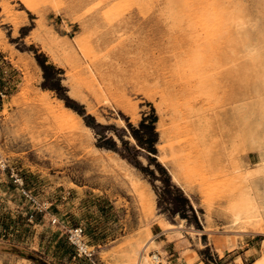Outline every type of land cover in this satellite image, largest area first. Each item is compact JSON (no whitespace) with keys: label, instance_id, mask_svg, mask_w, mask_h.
<instances>
[{"label":"rangeland","instance_id":"1","mask_svg":"<svg viewBox=\"0 0 264 264\" xmlns=\"http://www.w3.org/2000/svg\"><path fill=\"white\" fill-rule=\"evenodd\" d=\"M207 1L0 0V264H135L136 245L157 239L162 217L185 225L207 264H250L260 255L264 235H241L224 207L238 182L235 165L246 170L262 151L264 0ZM213 11L228 17L221 37L208 36L199 18ZM39 54L60 70V82L46 81ZM60 100L85 112L84 120L59 116ZM154 113L157 154L131 128ZM215 131L237 135L225 151L233 155L218 162L222 171L212 165L223 153ZM101 133L117 150L99 145L106 144ZM158 162L191 199L199 227L191 210L192 222L172 216L166 200L174 194L160 199L166 174ZM262 174L251 186L264 199ZM142 191L155 200L153 210ZM80 227L92 259L70 239ZM246 249L253 254L234 262Z\"/></svg>","mask_w":264,"mask_h":264},{"label":"bare ground","instance_id":"2","mask_svg":"<svg viewBox=\"0 0 264 264\" xmlns=\"http://www.w3.org/2000/svg\"><path fill=\"white\" fill-rule=\"evenodd\" d=\"M203 1V0H202ZM212 1V0H211ZM216 1V0H215ZM217 1H219V0H217ZM216 1V2H217ZM221 1H223V0H221ZM220 1V2H221ZM186 2H187V0H186ZM209 2V3H208ZM214 1H212V2H210L209 0L207 1V3L208 4H210L211 5V3H213ZM187 3H189V1L187 2ZM205 4H206V2H204ZM215 3V2H214ZM177 4V3H176ZM201 4H203V3H201ZM208 4H206V5H208ZM215 4H218V3H215ZM222 4V3H221ZM224 5V4H223ZM220 6V5H219ZM204 7V6H203ZM203 7H200V8H202L203 9ZM218 7V6H217ZM216 7V8H217ZM206 8V7H205ZM214 9V5H213V9L214 10H216V12H218L219 13V11H218V8L217 9ZM221 8V7H220ZM219 8V9H220ZM223 8H225V7H223L222 6V9ZM212 9V8H211ZM210 9V10H211ZM201 10V9H200ZM221 10V9H220ZM225 11H228V9L226 10V9H224ZM203 11V10H202ZM205 11H207V10H205ZM200 12V11H199ZM212 12V11H211ZM216 12L215 11H213V15H212V18L209 16V17H206V18H204V15H202L201 13V15H199V18H200V16H201V24L203 25V28L205 27V29H209V34H208V36H210V37H217V35L219 34V36L221 37L222 35H221V33L223 34V31H224V26H226V21H228L227 19H228V17H226V16H222V17H220L219 16V14L218 15H216ZM222 11H220V13H221ZM215 13V14H214ZM224 13V11L222 12V14ZM198 16V15H197ZM217 16H219L220 18H218ZM190 17H192V14L190 15ZM195 17H193V19H194ZM197 20L199 21V19L197 18ZM198 23V22H197ZM205 25V26H204ZM215 27V28H214ZM225 30H226V28H225ZM225 33V32H224ZM229 33V32H228ZM231 33V32H230ZM233 34V33H232ZM225 35V34H224ZM230 36V35H229ZM235 36V35H234ZM233 35L231 36L232 38H230V41H231V39H232V41H234V42H236L237 40L235 39V37H234ZM225 37V36H224ZM227 37H228V34H227ZM229 38V37H228ZM223 40H224V38H222ZM227 39V38H226ZM210 38H209V43H210ZM213 41H211L213 44V46H214V44L216 43H214V39H212ZM217 41V40H216ZM225 41H227V40H225ZM229 41V40H228ZM221 42V41H220ZM219 40H218V44L216 43V46L217 45H219ZM233 42V43H234ZM238 42V41H237ZM66 43H67V41H66ZM222 43H224V42H221V44ZM227 43V42H226ZM233 43L231 44V45H233ZM69 44V43H68ZM202 44V43H201ZM211 44V43H210ZM220 44V45H221ZM227 45H228V43H227ZM230 45V44H229ZM208 46L209 45H207V49H209L208 48ZM211 46V45H210ZM213 46H212V48H213ZM215 46V47H216ZM70 47H72L73 48V46H70ZM69 46H68V48H70ZM204 47V46H203ZM222 47V46H221ZM230 47H232V46H230ZM229 47V48H230ZM67 48V49H68ZM77 48V47H76ZM220 48V47H219ZM234 48V47H233ZM214 49V48H213ZM216 49H217V47H216ZM222 49V48H221ZM256 49V48H255ZM77 50V49H76ZM75 50V51H76ZM231 50V49H230ZM69 51H71V49L69 50ZM208 51H211V48L208 50ZM215 51H218V50H215ZM220 51V50H219ZM232 51V50H231ZM254 51V50H253ZM80 52V51H79ZM201 52V51H200ZM213 52V51H212ZM233 52H234V50H233ZM248 52V51H247ZM256 52H258L257 50H256ZM255 52V53H256ZM71 53V52H70ZM74 53H76V54H78V51H76V52H74ZM217 53V52H216ZM251 53V52H250ZM206 54H208V55H211V54H213V53H211V54H209V53H207L206 52ZM232 54V53H231ZM72 55V53L69 55V57H72L71 56ZM79 55V54H78ZM198 55H199V52H198ZM249 54H247V56H248ZM257 54H255V56H256ZM79 56H81V55H79ZM206 56V55H205ZM214 56V55H213ZM213 56L211 55V57H212V60H210L211 62L213 61V60H215L214 58H213ZM217 56V55H216ZM74 57V56H73ZM73 57L72 58H70V59H73ZM210 57V56H209ZM250 57V56H249ZM254 57V56H253ZM252 57V55H251V58H253ZM83 58V57H82ZM200 58V57H199ZM255 58V57H254ZM75 59H77V58H75ZM205 59H207V58H205ZM210 59V58H209ZM209 59H208V61H209ZM79 60V59H78ZM77 60V61H78ZM201 60V59H200ZM252 60V59H251ZM77 61H75V62H77ZM83 61V60H82ZM82 61H80V62H82ZM85 61V60H84ZM195 61H197V60H195ZM207 61V60H206ZM74 62V61H73ZM73 62H71V63H73ZM199 62V61H198ZM203 62V61H202ZM204 63V62H203ZM213 63H215L214 61L212 62V64ZM75 63H73L72 65H74ZM83 64V63H82ZM211 64V63H210ZM211 64V65H212ZM78 65V64H77ZM80 65V64H79ZM251 65V64H250ZM86 66V65H85ZM213 66H214V64H213ZM243 66V65H242ZM247 66H248V64H247ZM80 67V66H79ZM79 67L76 69V70H79V72H80V69H82L81 67H80V69H79ZM87 67V66H86ZM199 68H200V65L198 66ZM249 67V66H248ZM74 68H75V66H74ZM88 68V67H87ZM242 68V70L244 69L243 67H241ZM252 67L250 66V69H251ZM253 68H255V67H253ZM264 68V67H263ZM263 68H261V70H264ZM90 69V68H89ZM92 69V68H91ZM201 69V68H200ZM250 69H248V71H249V73L248 72H245V74H253V72H251V70ZM247 70V69H246ZM258 70V69H257ZM85 70H83L82 72H84ZM93 71V70H92ZM244 71V70H243ZM86 72V71H85ZM81 73V72H80ZM93 73V72H92ZM96 73V72H95ZM95 73H94V75H95ZM255 73H256V71H255ZM87 74V76H88V73H86ZM86 74H84V75H86ZM91 74V73H90ZM251 74V75H252ZM244 75V74H243ZM248 75V76H249ZM263 75H264V73H263ZM86 76V77H87ZM246 76V75H245ZM244 76V77H245ZM247 76V77H248ZM255 76H257V74H255ZM260 76V73H259V75H258V77ZM83 77V75L81 76V78ZM94 77H96V76H94ZM93 77V78H94ZM84 78V77H83ZM83 78L81 79V81L83 82ZM88 78V77H87ZM246 78V77H245ZM260 79H261V77H259ZM263 78H264V76H263ZM79 79H80V76H79ZM89 79H90V77H89ZM88 79V80H89ZM92 79V78H91ZM249 79V78H248ZM251 79H252V77H251ZM254 79V78H253ZM86 79L84 78V81H85ZM254 80H256V79H254ZM80 81V80H79ZM95 81V80H94ZM253 81V80H252ZM259 81V80H258ZM86 82V81H85ZM261 82V81H260ZM262 83L264 84V79H262ZM27 84V83H26ZM83 84V83H82ZM86 84V83H85ZM87 84H88V81H87ZM86 84V85H87ZM262 84V85H263ZM261 85V84H260ZM263 87H264V85H263ZM97 88V87H96ZM261 88H262V86H261ZM262 91L264 90V88L263 89H261ZM44 95H46V93L44 94ZM38 97H40V96H38ZM42 97V96H41ZM49 98V96L47 97V99ZM39 99V98H38ZM42 98H40V100H41ZM43 100H44V98H43ZM46 100V99H45ZM45 100H44V102H45ZM57 104H59L58 106H59V108H60V112L58 113L57 112V114H59V116H61V117H63L64 119H66V120H71V119H79V122L80 121H82V120H84V119H82V116H81V114H79L77 111H75L74 109H72L71 107H69V106H67V105H65L64 104V101L63 100H60V101H58V103ZM51 106H52V104H50ZM50 106V107H51ZM54 106V105H53ZM57 106V105H56ZM56 108V107H55ZM58 111V110H57ZM76 122V121H75ZM78 122V121H77ZM85 122V121H84ZM264 124V123H263ZM82 126H83V124H82ZM84 126L87 128V129H91V127L89 126V125H87V124H84ZM211 127V126H210ZM264 127V126H263ZM84 128V127H83ZM218 130H219V128H218ZM263 130V129H262ZM262 130H261V132H262ZM89 131V130H88ZM210 131L211 130H209V132L208 133H210ZM204 132H205V130H204ZM203 133V132H202ZM206 133V132H205ZM205 136H206V138L205 139H207L208 138V136H209V134H205ZM211 136L213 137V136H217V138L215 139V142H217L218 141V143L221 145V147H222V150H223V153L216 159V158H214V161H212V165L213 166H216V164H217V168L219 169V170H224V168H225V166L223 165H218V162L219 163H222L220 160H222V158L224 157V155H226V154H228V155H231L232 153H234L235 151H233L231 154H230V152H225L228 148H227V146H228V144H229V142L232 140V138L231 137H233V139L234 138H236L237 137V135H236V133H230L229 135H226V134H221V133H219L218 131H215V132H213L212 134H211ZM262 137V140H261V154H260V157H259V160L256 162V163H254L252 166H250L249 168H247L246 170H243L242 168H241V166L239 165L238 166V164L237 165H235V171H236V173H237V179H238V182H237V184H234V186H232V188H231V190H230V193H229V195H228V202H227V205H226V207H224L225 209V212H226V214H227V218H229V220H230V223H231V226L232 227H234V228H236V229H238V231L240 232V234L242 235L243 233L244 234H246L247 235V233H260V234H263L264 235V199H261V195L259 194V193H257V192H255V190H254V187H252L251 186V184H252V180L254 179V177H256V176H258L259 174H262V173H264V134L261 136ZM217 140V141H216ZM237 140H239V139H237ZM206 143V142H205ZM212 144H213V142H211ZM210 143V144H211ZM239 143V142H238ZM211 144V148L213 147V145L214 146H216V143H214L213 145ZM208 144H206V146H207ZM236 145H237V143H236ZM205 146V147H206ZM205 147H204V149H205ZM208 147V146H207ZM235 147V146H234ZM214 148V147H213ZM236 148V147H235ZM238 148V147H237ZM100 149H102V148H100ZM175 149H178L177 147L175 148ZM219 149V148H218ZM104 150H106V151H112L111 149H104ZM207 150H208V148H207ZM260 150V149H259ZM210 151V150H209ZM212 151V154H213V152L215 151L214 149H212L211 150ZM226 153V154H225ZM208 156H210L211 154H207ZM233 155V154H232ZM235 155V154H234ZM207 156V157H208ZM237 156V155H236ZM101 157L103 158V156L101 155ZM107 157V156H106ZM158 157L160 158V160L161 161H164V158H163V156H161V155H158ZM231 157V156H230ZM235 157V156H234ZM109 158V157H108ZM211 158V157H210ZM233 158V157H232ZM110 159V158H109ZM118 159V158H117ZM104 160V159H103ZM116 160V159H115ZM119 160V159H118ZM123 160H125V159H123ZM234 164H236V163H234ZM234 164H233V166H234ZM240 164H241V162H240ZM246 165V164H245ZM247 166V165H246ZM216 168V169H217ZM245 169V168H244ZM171 170V169H170ZM234 172V171H233ZM172 175H173V179H174V181L176 182H179L180 184H181V178H180V175L177 173V172H174L173 170H172ZM234 175H235V173H234ZM263 175V174H262ZM261 175V176H262ZM260 176V175H259ZM263 177V176H262ZM234 178V177H233ZM236 178H234V179H236ZM232 180V179H231ZM233 183H234V181H233ZM235 183H236V180H235ZM134 184L137 186L138 185V183H137V181H134ZM182 184H184L183 182H182ZM264 184V183H263ZM140 185V184H139ZM261 185V184H260ZM135 186V187H136ZM182 186V185H181ZM137 187H139V186H137ZM186 187V186H185ZM258 190V189H257ZM263 190V189H262ZM260 191H261V189H260ZM261 193V192H260ZM139 195V194H138ZM140 196H141V198H142V200L148 205V209H149V206L152 208L153 206H154V202H155V200H154V202L152 201V200H150L148 197H147V195H145V192H140ZM152 196H154V195H152ZM143 202V203H144ZM150 208V209H151ZM154 208H152V210H153ZM150 212V211H149ZM224 212V213H225ZM152 213V212H151ZM225 214V215H226ZM183 220H185V219H183ZM159 224L164 228V230L166 231H171L170 232V238L169 239H171V238H178V239H180V244H183L184 246H185V248H184V254L183 255H185V256H187V258H188V260H189V262L191 263V264H194L195 262H196V259L193 261V259L195 258L194 256H192V255H190V254H187V252L190 250L189 249V244H190V240L188 239V237L186 236V235H184V231H183V229H185L184 228V226H183V224H178V226H176L173 222H171L169 219H167V218H165V217H162L161 219H159ZM186 224V223H185ZM149 227V226H148ZM147 227V228H148ZM192 227V226H191ZM150 228V227H149ZM192 228H194V226L192 227ZM200 230V229H199ZM152 231V230H151ZM148 232V231H147ZM146 232V233H147ZM153 232V231H152ZM200 232V231H199ZM236 232H237V230H236ZM166 233V232H165ZM150 234V233H149ZM148 234V236H150ZM241 235H240V237H241ZM253 235H255V234H253ZM147 237V236H146ZM152 237V236H151ZM143 238H145L144 236H143ZM142 238V239H143ZM149 238V237H148ZM175 240V239H174ZM138 241V240H137ZM143 241V240H142ZM142 241H140V242H142ZM147 241V240H146ZM149 239H148V242L147 243H140L139 242V244L138 245H136V248H135V250L133 251V253H132V255H134V263L135 264H166L167 263V261L165 260V259H163L162 258V256H161V254L160 253H158L157 251L155 252V253H151V249L152 248H150L151 246L149 245V244H151V243H153L154 244V247L156 246L157 248V250H160L161 251V253H162V255L163 254H166L165 253V250H163L162 249V247H161V244H160V242H158L157 241V239H155V238H153L152 237V239H151V243H149ZM239 241V240H238ZM78 242L80 243V245L82 246V248H87L88 247V245L86 244V242H84L83 240H78ZM136 244V243H135ZM4 245V244H3ZM133 245V244H132ZM182 245V246H183ZM1 246V245H0ZM135 246V245H134ZM132 249V248H131ZM134 249V248H133ZM154 249V248H153ZM155 249V250H156ZM183 249V248H182ZM189 249V250H188ZM128 252H131V251H129L128 250ZM127 252V253H128ZM198 252V251H197ZM126 252H125V255L127 254ZM192 254H193V252H192ZM123 255V254H122ZM128 255V254H127ZM126 255V256H127ZM182 255V256H183ZM197 256V255H196ZM132 257V256H131ZM130 257V258H131ZM129 259V258H128ZM123 260H124V258H123ZM132 260V259H131ZM126 261V260H125ZM124 261V262H125ZM128 261H130V260H128ZM133 261V260H132ZM131 261V262H132ZM123 262V261H122ZM126 263V262H125ZM130 263V262H129ZM202 264H205L204 262H202ZM250 264H264V242H263V247H262V250H261V253H260V255L256 258V259H254Z\"/></svg>","mask_w":264,"mask_h":264},{"label":"trees","instance_id":"3","mask_svg":"<svg viewBox=\"0 0 264 264\" xmlns=\"http://www.w3.org/2000/svg\"><path fill=\"white\" fill-rule=\"evenodd\" d=\"M38 58L40 59V63L45 71L46 81L49 79H55L56 81L60 82V77L58 76L60 70L56 68V66L52 63H47L46 56L38 55ZM42 58V59H41ZM46 87H53L51 85L45 84ZM67 105L77 110L80 114L86 115L85 112L79 110L77 107H75L70 100H67ZM87 119V123L89 125H93L92 122H90L89 118H93L92 116H85ZM158 121V115L155 113L152 114L150 121L149 117L147 116L144 118L140 124V126H131L132 128V135L134 138L138 141V144H140L142 147L147 148L150 152L157 154L158 148L156 146L158 139H159V133L157 132V126L156 122ZM96 128L95 126H93ZM99 133V132H98ZM102 136L100 139L105 140V143H99L100 146L107 147L110 149L117 150V142L112 138V136H108L106 134L101 133ZM123 154V153H122ZM125 157H128L124 154ZM129 158V157H128ZM157 167L159 170L166 174V177L163 179V182L165 184L164 193L159 192L160 199H165V195L169 192L171 194H174L175 197H173L174 200H171L170 202L166 200V202L170 205L169 206V212L172 214V216H176L177 214L181 215L183 219H187L189 222H192L191 215L189 213V210L193 211L196 221L193 223L199 227V220L197 213L195 212V208L191 202V199L184 193V191L177 187L171 179V176L168 174L167 169L162 166L159 162L157 163ZM145 169V168H144Z\"/></svg>","mask_w":264,"mask_h":264},{"label":"crops","instance_id":"4","mask_svg":"<svg viewBox=\"0 0 264 264\" xmlns=\"http://www.w3.org/2000/svg\"><path fill=\"white\" fill-rule=\"evenodd\" d=\"M167 219H169V218H167ZM174 224L176 226H178V224H176V223H174ZM156 228L158 229V231H157V241L160 242V244L162 243L161 247H162L163 250H165V253H166V254H163L164 259L166 258L165 260L167 261L166 264H191L189 262L187 256L183 255L185 246L183 244H181V245L178 244V242H177L178 238L169 239L171 231H167V230L165 231L164 228L160 224H157ZM186 236L190 240V244H189V249L190 250L188 249L189 251L187 252V254L191 253L190 255H192V256H194L196 258V263L195 264H202V262L207 264L206 261L204 259H202L198 249L196 247H194L195 246L193 244L194 237L190 236V235H186ZM192 252H193V254H192ZM248 253H250V255L253 254L251 249L250 250L246 249V250L242 251L237 257L234 258V262L238 258H242V259L246 258L249 255Z\"/></svg>","mask_w":264,"mask_h":264},{"label":"built area","instance_id":"5","mask_svg":"<svg viewBox=\"0 0 264 264\" xmlns=\"http://www.w3.org/2000/svg\"><path fill=\"white\" fill-rule=\"evenodd\" d=\"M18 181L21 182V184H23V181L22 180H18ZM84 232H85V229L83 227L73 229V230H71L70 239L72 240L73 243H75L76 245L79 246V250L81 252L85 251L86 252V255L89 258L92 259L93 256H94V251H88L87 248H82V246L78 242V240H83L84 241V237H83ZM94 264H98V262H95Z\"/></svg>","mask_w":264,"mask_h":264}]
</instances>
